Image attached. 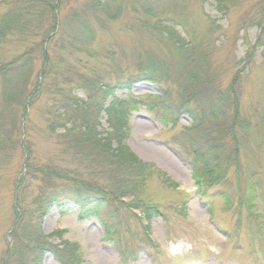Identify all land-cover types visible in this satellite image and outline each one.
I'll return each mask as SVG.
<instances>
[{
    "label": "rangeland",
    "instance_id": "374dc122",
    "mask_svg": "<svg viewBox=\"0 0 264 264\" xmlns=\"http://www.w3.org/2000/svg\"><path fill=\"white\" fill-rule=\"evenodd\" d=\"M81 1L71 2L76 5ZM261 2L263 0H234L229 10L223 12L211 0H110L106 10H99L96 18L91 17L89 22L93 27L89 34L82 36V44L87 42L90 47L84 50L78 46L63 60L68 58L69 64L82 66L81 71H85V65L100 68L106 83H124L128 74L136 72L138 63L150 57L151 52L162 50L159 39L162 32L154 30L156 25L174 27L173 21H178L184 27L181 32L186 40L199 38L196 42L202 54L197 51L198 57L211 52L210 60L217 64L224 84L234 72H240L241 109L251 118L252 127L239 132V174L238 164L231 160L224 179L207 186L205 181L204 185L197 182L193 170L192 145L184 134L192 124L188 114L176 119L160 106L132 111L127 143L140 159L152 165L153 176L144 186L143 197L146 205L152 210L159 208L161 214H154L149 221L140 220L142 208L123 209L122 224L118 222L122 232L119 240L118 236L107 234L102 221L81 220L76 208L63 213L53 206L42 222V231L50 241L58 245L64 241L76 244L81 252V264H264V46L249 56L261 32L251 23ZM26 44L15 39L2 42L0 66L22 54ZM91 51L96 52L97 57ZM185 54V51H177V57L168 59L183 61ZM40 66L41 61L37 60L35 71ZM161 73L166 74L163 69ZM58 82L60 84V79ZM167 84L163 83L164 88ZM170 86H173L174 97L181 99L179 84ZM124 89L117 90L115 96L140 97L149 105L158 100L156 96L160 92L157 85L149 82ZM46 90L41 97L37 92L32 94L34 103L29 107L23 137L17 130L12 132L22 109L16 102L9 108L6 106L4 97L8 94L0 72V125L7 130L4 135L0 134V139L6 137L0 147V264L11 240L12 205L16 199L14 180L21 176L26 158L21 140L27 139L32 145V163L35 158L43 162L54 148L53 140L43 131L49 101ZM19 92L23 94L20 89ZM77 93L83 96V91ZM11 94L16 95V91ZM112 100L110 95L106 104ZM101 123L107 128L106 116L101 118ZM212 124L213 128L219 126ZM198 167L202 169L200 164ZM29 181L28 188L21 193L24 204L35 191L34 180L29 178ZM143 225H148L149 229H144ZM127 229L130 231L123 232ZM59 230H62L61 237L53 235ZM43 264L59 263L48 252Z\"/></svg>",
    "mask_w": 264,
    "mask_h": 264
},
{
    "label": "trees",
    "instance_id": "16d2710c",
    "mask_svg": "<svg viewBox=\"0 0 264 264\" xmlns=\"http://www.w3.org/2000/svg\"><path fill=\"white\" fill-rule=\"evenodd\" d=\"M71 1L0 2V44L10 39L28 44L22 54L0 66L8 94L4 97L6 106L9 108L16 102L22 109L12 132L17 130L24 137L29 107L34 103L32 94L37 92L41 97L47 88L49 101L43 131L54 142L52 153L43 162L35 158L32 163V145L27 139L21 140L20 146L26 158L20 170L21 176L14 180V222L1 264H43L48 252L59 264H81V252L76 244L64 241L58 245L42 231L43 217L53 206L64 213L70 209L69 205L74 204L81 220L96 218L102 221L107 234L116 235L119 240L122 232L118 222L122 224L120 216L123 209L142 208L140 220L149 221L154 214H161L159 208L152 210L146 205L143 197L144 186L153 176L152 165L140 159L127 143L132 111L160 106L176 119L188 114L192 124L184 134L192 145L193 170L197 182L204 185L205 181L207 186L224 179L231 160L238 164L239 174V132L252 127L251 118L241 109L240 72H234L224 84L225 79L218 74L217 64L210 60L211 52L198 57L197 51L201 53V49L196 41L199 38L186 40L181 32L184 27L178 21H173L174 27L156 25L154 30L162 32L159 36L162 50L151 52L150 57L138 63L136 72L128 74L124 83H106L100 68L85 65V71H81L82 66L77 68L69 64L68 58L63 60L78 46L84 50L90 47L87 42L82 44V36L89 34L93 27L89 22L91 17L96 18L99 10H106L110 0H82L76 5ZM211 1L221 11L227 12L234 0ZM260 5L251 23L261 32L249 56L264 46V0ZM207 41L206 36L204 42ZM177 51H185L183 61L168 59L177 57ZM91 54L97 57L96 52L91 51ZM37 60L41 61V66L35 71ZM162 69L165 75L161 73ZM163 80L168 83L167 88H164ZM139 82L157 85L160 90L156 96L158 100L149 105L140 97L115 96L117 90L124 91L125 86L130 90ZM177 83L182 88L179 100L174 97L173 86H170H177ZM14 90L16 95L11 94ZM80 90L83 96L77 93ZM175 90L177 94V87ZM110 95L113 100L107 105ZM103 116L107 117V128L102 127ZM212 123L219 126L213 128ZM5 132L6 127L0 125V134ZM2 142H6V137L0 139V147ZM199 164L202 169H199ZM29 178L35 182V191L30 201L24 204L21 193L28 188ZM142 227L149 229L148 225ZM110 228L115 229L109 232ZM61 234L62 230H59L53 235L61 237Z\"/></svg>",
    "mask_w": 264,
    "mask_h": 264
}]
</instances>
